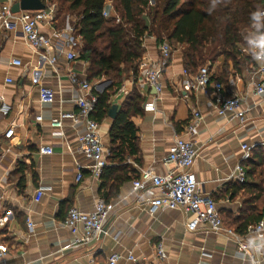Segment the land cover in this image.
Wrapping results in <instances>:
<instances>
[{
    "label": "crops",
    "instance_id": "obj_1",
    "mask_svg": "<svg viewBox=\"0 0 264 264\" xmlns=\"http://www.w3.org/2000/svg\"><path fill=\"white\" fill-rule=\"evenodd\" d=\"M68 18L56 14L52 25L41 28L54 41L50 53L31 48L20 26L6 30L0 25V96L12 107L7 116L0 113V264H109L115 253L122 256L118 264H251L249 253L239 248V241L230 233L213 232L204 223L188 231L186 224L194 219V213L178 209L150 213V195L134 191L133 181L122 184L119 195L107 203L111 209L98 239L90 244H74L76 235L63 223L68 210L77 207L93 211L103 198L101 180L91 176V162L80 151L84 124L66 120L62 134L52 126L61 110H76L73 101L79 89L70 81V70L87 77L88 64L78 57L82 40L70 32L73 18ZM144 47L141 60L158 58L159 44L154 36L145 37ZM240 47L246 53V45ZM70 50L77 53L72 62L67 59ZM46 55L57 57L54 66ZM210 68L216 79L228 73L222 83L225 95L247 98L251 107L244 122L232 114H217L212 89L205 93L188 88L180 46L174 48L170 66L163 74L165 86L154 110H146L145 104L154 102L156 90L139 75L125 78L112 101L119 108L135 90L145 98L143 115L132 118L138 129V162L136 157H128L126 163L139 174L148 168L165 174L167 167L162 161L174 138L182 136L193 141L198 155L191 171L201 193L213 196L219 212L234 219L240 215L243 195L230 198L226 189L229 183L239 182L235 174L243 154L241 145L255 148L264 143V95L254 94V86L264 80V73L258 72V61L250 64L242 55L237 56L236 66L232 61L225 64V57L220 56ZM92 84L94 90L102 92L111 81L103 78ZM41 86L54 90L53 103H41ZM193 109L203 119L197 134L191 136L185 128ZM38 116L42 119L37 120ZM112 122L111 117L106 118L100 130L108 156ZM11 128L14 134L7 138L5 133ZM42 146H53L54 153L41 154ZM79 170L83 179L77 182ZM38 188H46L42 196H37ZM245 234L241 235L245 236L244 242L264 264V236ZM159 244L166 255L162 262L157 255ZM129 255L134 259L129 260Z\"/></svg>",
    "mask_w": 264,
    "mask_h": 264
},
{
    "label": "trees",
    "instance_id": "obj_2",
    "mask_svg": "<svg viewBox=\"0 0 264 264\" xmlns=\"http://www.w3.org/2000/svg\"><path fill=\"white\" fill-rule=\"evenodd\" d=\"M42 1L48 4L51 0ZM56 1L60 3L57 17L62 12L72 17L73 36L82 40L78 57L88 64L87 79L91 83L103 78L111 81L104 91L94 90L97 104L93 116L100 123L109 117L112 98L124 79L138 77L145 37L154 36L159 45L166 41L173 48L182 47L184 68L194 75L220 56L225 57V64L232 61L236 66L239 55L254 63L240 46L247 44L249 34L264 35V18L260 15L264 0H156L155 5L150 0H114L119 21L104 15L106 0ZM227 76L223 72L218 80L224 83ZM144 103L143 95L135 90L113 119L109 164L100 177L101 196L106 203L119 195L122 184L140 176L126 162L128 157H136L138 162V129L132 118L143 115ZM242 165L245 180L231 182L226 189L230 198L242 193L240 215L233 219L220 212L224 225L240 235L264 216V146L255 147Z\"/></svg>",
    "mask_w": 264,
    "mask_h": 264
},
{
    "label": "built area",
    "instance_id": "obj_3",
    "mask_svg": "<svg viewBox=\"0 0 264 264\" xmlns=\"http://www.w3.org/2000/svg\"><path fill=\"white\" fill-rule=\"evenodd\" d=\"M19 0H0V25L6 30H14L18 26L21 27L23 35L31 48L38 52L50 53L54 46L51 37L42 31V27L52 25L55 21V9L52 4H46L44 10H22L14 12L13 5ZM104 15L107 17L108 12ZM264 18V9L260 13ZM70 32L73 27L70 25ZM58 36V35H56ZM246 53H248L254 61L259 62L258 72L264 73V35H250L247 39ZM173 55V48L168 42L159 45V55L156 60H141L139 63L138 74L142 81L150 85L156 90L154 102L145 104L146 110H154L156 99L164 90L163 74L170 66ZM49 63L55 65L57 57L55 55H46ZM77 58V53L70 50L67 52L69 62ZM13 63L20 65L21 61L14 60ZM186 84L188 88L195 91H203L208 93L210 89L215 95L217 114L226 116L232 114L241 122L246 120V116L250 110V105L246 97L241 95L227 96L224 93L223 84L211 73L210 65L201 67L196 74L190 75L185 70ZM70 81L79 89L78 96L73 103L76 107L75 111L61 110L59 116L52 120V126L57 129V134H62V128L66 120H70L74 124L82 123L85 126V133L79 136L80 151L91 162L89 169L91 176L100 179L103 169L109 164L108 154L103 143L101 135V123L97 121L93 114L97 104V96L94 94V85L87 79L81 77L76 72L70 70ZM254 94L257 96L264 95V80L257 82L254 86ZM39 97L41 103H53L56 100L55 92L51 87L41 86L39 88ZM63 102V100H60ZM11 104L6 102L4 97L0 96V113L7 116L11 112ZM42 117L38 116L37 120ZM203 119L201 113L192 110V118L185 128L187 135L194 136L198 132V125ZM14 134V128L9 129L5 136L10 138ZM264 146V143L261 144ZM243 154L241 162L236 166L235 178L238 181H244L246 171L242 162L251 157L254 145L243 143L241 145ZM39 152L41 154L54 153L53 146H42ZM198 155L197 149L191 140H187L182 136H176L169 149L167 156L162 163L167 167L165 174H159L153 169H142L140 176L133 180L132 185L134 191L144 192L150 195L147 200V206L150 213L158 210L178 209L184 212H192L195 217L189 221L186 226L188 231L198 229L200 223L207 224L208 229L219 233L222 231L230 233L239 241V248L249 253L251 264H262L250 250V245L244 242V237L228 230L221 218L217 202L212 196H206L201 193L199 182L194 173L191 171L195 159ZM83 179L82 170H79L76 176L77 182ZM46 188H38L37 196H42ZM111 205L107 204L104 199L99 200L95 209L90 212H84L77 207H71L68 210L64 225L76 235L75 245L90 244L98 239L99 235L104 231L105 222L108 218ZM3 218L0 216V223ZM29 228L33 229V223L28 222ZM247 234H256L259 238L264 236V216L257 223L247 228ZM157 255L159 259H166L162 246H157ZM122 256L118 253L113 254L109 258V264H118ZM129 260H133L132 255L128 256Z\"/></svg>",
    "mask_w": 264,
    "mask_h": 264
},
{
    "label": "water",
    "instance_id": "obj_4",
    "mask_svg": "<svg viewBox=\"0 0 264 264\" xmlns=\"http://www.w3.org/2000/svg\"><path fill=\"white\" fill-rule=\"evenodd\" d=\"M45 8L46 4L42 0H19L13 5L12 10L17 13L22 10H44ZM117 110L118 106L113 105L109 112V117L114 119L116 117Z\"/></svg>",
    "mask_w": 264,
    "mask_h": 264
},
{
    "label": "rangeland",
    "instance_id": "obj_5",
    "mask_svg": "<svg viewBox=\"0 0 264 264\" xmlns=\"http://www.w3.org/2000/svg\"><path fill=\"white\" fill-rule=\"evenodd\" d=\"M155 2H156V0H150L151 5H155ZM50 4L53 5V7H54V9L56 11V14H57L59 12L60 3L58 1H56V0H51V1H49V5ZM106 5L108 7V16H107V18H110V17L114 16L116 21H119L118 13L114 10V5H115L114 4V0H106ZM63 15H64V17H67V19L70 20V18H68V16H67L66 12H62V15L60 13V17L61 18L63 17ZM72 21H73V19L70 21V25H72L71 24ZM172 48H173V46H172ZM173 50H174V48H173Z\"/></svg>",
    "mask_w": 264,
    "mask_h": 264
}]
</instances>
